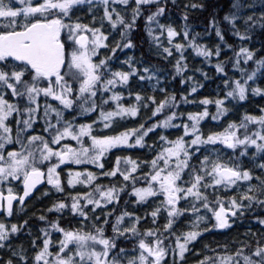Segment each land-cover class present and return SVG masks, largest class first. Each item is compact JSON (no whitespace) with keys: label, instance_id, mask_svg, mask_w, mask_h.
Wrapping results in <instances>:
<instances>
[{"label":"snow or ice","instance_id":"obj_1","mask_svg":"<svg viewBox=\"0 0 264 264\" xmlns=\"http://www.w3.org/2000/svg\"><path fill=\"white\" fill-rule=\"evenodd\" d=\"M204 7L199 0H0V264H169V255L170 264H184L202 233L228 229L248 212L258 231L248 229L235 250L205 244L195 264H264V215L256 213L264 210V107L227 118L249 91L264 94L256 84L264 56L256 58L244 43L234 48L221 27L226 22L232 35L251 39L257 27L264 30V0H231L222 21L213 12L203 33L190 31V10ZM141 20L154 54L171 63L181 84L190 82L179 99L160 86L167 77L156 64L120 59L135 47ZM213 30L214 45L199 42ZM222 46L232 57L220 59ZM189 48L214 64L222 88L184 112L181 103L195 104L189 94L203 87L185 73ZM194 71L208 76L203 67ZM133 78L147 81L152 94L134 89ZM141 108L150 110L147 125L124 126ZM207 117L220 125L205 131ZM137 147L147 148L149 158L123 154ZM52 191L64 198L38 214L45 222L39 235L27 220L8 219L26 207V198ZM122 193L150 210L117 214ZM53 210L70 211L68 225L59 216L49 221ZM21 231L27 244L15 243Z\"/></svg>","mask_w":264,"mask_h":264},{"label":"trees","instance_id":"obj_2","mask_svg":"<svg viewBox=\"0 0 264 264\" xmlns=\"http://www.w3.org/2000/svg\"><path fill=\"white\" fill-rule=\"evenodd\" d=\"M178 2L183 4L184 2H186V0H178ZM199 2L204 4L205 7L203 9L198 8L196 10H190L189 19L187 23L191 25L190 31L203 33L205 30V26L207 25L208 20L210 16L213 14V12H215L217 18L221 19L222 21L224 12L228 9V5L231 3V0H199ZM258 10L259 9H257V11ZM179 15L180 13L176 9L172 10V17H173L174 22L177 25L182 23V21L179 19ZM221 27L225 29V39L227 40L229 44H232L234 48H238L241 45V43H244L249 48L256 49V58H259V56H264V30L257 27L251 39L241 41L238 37H235L234 35H232L230 29L227 27L226 22L222 21ZM116 35L118 36V34ZM112 38L114 39L115 36ZM133 39H134L135 47L132 49H128V51L132 54L133 57H137V61H144L145 63L156 64L162 70V74H164L167 77L165 79L163 87L166 88L168 91L176 92L177 99H179L180 98L179 93L186 92L190 82L185 81L184 84H181L180 79L182 77L180 75H175V76L172 75L173 68L171 67V63L169 61H165L163 57H159L157 55L152 54L151 41L148 39L146 32L143 30L142 20L139 22V27L133 32ZM217 40L218 38L215 36L214 30L211 31L208 35H203L202 37L199 38V42L207 43L209 46L214 45L217 42ZM185 54L187 57L189 54H192V53L186 51ZM192 56L193 58L187 59L189 63V68L185 70V73L187 75H188V71L191 70L193 66L198 67L200 65V67H203L204 69H209L211 71L209 78L211 77L212 80H216V79H219V77H221V74L215 71L214 64L202 63L203 61L202 57L194 55V54ZM225 56L232 57V50L228 48H224L222 46V55L220 59H224ZM215 59L216 58L213 57V60ZM241 63L243 64L242 61ZM140 66L141 65L138 64V67ZM253 66H254V61H250L248 65L249 69ZM227 67L230 73H235V74L237 73V70L231 69L230 64L227 65ZM236 75H239V73H237ZM204 80L206 83H208L209 81L212 82L211 79L208 80V76L206 79L204 78ZM249 95L250 94H248V96ZM157 96L159 98L160 94L158 93ZM191 96L192 94H189V97H188L189 100H191ZM248 98L246 99L247 102H248ZM252 101L253 103H256L254 99H252ZM240 102L241 101H236V102H233V104L237 108ZM257 105L258 104H256L255 107ZM179 107L181 111L187 112L189 108H191V105L181 103ZM234 114H235V111L232 110L228 114L227 118L234 119V117H236ZM224 119H225L224 117H221V120H224ZM208 120H209V117L206 118V121ZM217 122L220 124V121H216V123ZM147 123L148 122H146L145 124L147 125ZM125 126L129 127L128 125H125ZM151 138H152V134L149 137H146V139H148L149 142H151ZM147 153H148L147 148H143V149L139 148L138 150H133L131 153H123V154H131L133 156H139L141 159H145V158H149ZM103 181L104 179L102 180V182ZM76 190H86V189H84L83 187L77 186ZM40 191L42 192L43 189ZM62 198H64V195L62 193L55 192V191L49 192L47 196H41L39 195V193H37L31 199V201H29L26 204V207H24L23 209H17L18 213L16 212L17 214L16 213L13 214L11 221L19 223L21 221L27 220V227L30 228L32 231V234L35 235L37 234V232H39L38 231L39 228L42 227L45 223L44 221L39 220L38 214H45L44 210L53 201L57 199H62ZM130 198L131 197L126 196L125 194L122 193V199L120 201V205L116 209L117 214L119 213L120 210L124 208L129 209L128 204H129ZM125 200H127L128 202L125 203ZM34 213H37V215H34ZM256 213H259L260 215H264V210L260 208H256ZM46 215L49 221L52 219H56L57 216H59L60 222L63 225H68L69 221L72 219L73 214H71L70 211L58 213L55 210H53L51 212H47ZM253 215L254 213L252 212L251 215L244 216L237 224H235L231 228V230L209 232L208 233L209 236L207 237V239L203 240L201 243V247L199 248L201 252L196 251L198 248H195L194 250H190L189 253L186 255L185 263H187V261L193 260L194 258L200 259L202 252L205 251L204 250L205 244L209 246V249H215L218 244L223 245L225 243H228L232 246V249L235 250V240H239L241 237H243L244 233L248 229H252L253 231H258L259 226L256 225V221L252 220ZM109 229L110 227L108 228V231L110 232ZM247 238L252 239L251 237H247ZM28 240H29V237L27 233L25 231H21V233L18 234V239L15 241V243H20L23 241L24 243L27 244ZM131 245H132L131 242H124V246L128 248L131 247ZM208 254L211 255V252L209 251ZM165 260L169 261V264H170L171 255L165 257ZM192 264H195V262L194 263L192 262Z\"/></svg>","mask_w":264,"mask_h":264},{"label":"rangeland","instance_id":"obj_3","mask_svg":"<svg viewBox=\"0 0 264 264\" xmlns=\"http://www.w3.org/2000/svg\"><path fill=\"white\" fill-rule=\"evenodd\" d=\"M151 48H152V51L151 52H152V54H154L155 53V49H154V46H152V44H151ZM186 51L192 53V54H189L186 58L187 59L193 58L192 55L194 53L191 51V49L189 48ZM119 55H120V59L121 60L124 58L125 55H131L132 56V54L128 51V49H125L122 53H119ZM134 58L137 61V57H134ZM198 67H200V65ZM195 68H196V66H193L192 69L188 71V75L189 76H193V78L196 79V80H198L203 85V87H198L196 93H191L192 94L191 100H195L196 103L195 104H190L191 105V108H189L188 111H196V110H198L199 98L201 96L215 97L218 93H220V90L222 88V81H221L220 77H219V79L212 80L211 77L209 78V76L211 74V71L209 69H204L208 73V80H210V79L212 80V82L209 81L208 83H206L205 80H204V78H203V74L200 73V72H195L194 71ZM237 73H238V71H237ZM164 82H165V80L161 81V84H160L161 87H163ZM130 83H131V85H132V87L134 89H139L141 91L147 92L148 94H152L151 86L147 83V81H145V82H138L135 78H133L130 81ZM256 84H259L260 86H264V76H260L256 80ZM156 94H158V92ZM248 94H250L249 96H247V98L249 97L248 98V102L247 101H241L238 104L239 106L237 108L235 106L232 107V110L235 111V114L234 115L236 116V117H234V119H239L240 115L244 111H249V112H253V113L258 114V112H259L258 106H261L262 105V107H264V94L255 95V94H252L250 91H249ZM252 99H254L256 103H253ZM128 102L129 101H128L127 97H125V103H128ZM256 104H258V105L255 107ZM209 111L210 112L215 111V106L214 105H210L209 106ZM146 115L149 116V117L151 116L150 110H145L144 108H141L140 109V115H139L138 118H128L127 120L123 121V124H124V126L125 125H128L129 127H133V126H135V124L140 123L142 120L144 121V123H146V122H148L147 120L144 119V117ZM201 124H202L203 128L205 129V131H207V129H209V128L215 129L218 125H220L218 122L216 123V121H212L210 117H209V120L207 121V123H205L204 121H202ZM150 135L151 134H149V136ZM138 149H139V147L135 148L134 150H138ZM98 179L103 180V178H98ZM103 182L108 183V180H104ZM80 187H83V186H80ZM133 199H134V197H131L129 199V204H128L129 205V209H127V210H129V211H136L139 215L144 216L145 210L146 209H149L150 210V207L152 205L151 204H146V205L138 206V205H135V204L131 203V201ZM140 207H141V209H140ZM17 209H19V208H17ZM17 209L14 210V213L17 212ZM201 211H203V210H201ZM65 212H69V211L66 210ZM251 213L252 212H248L244 216L251 215ZM97 214L99 215V213H97ZM242 218L238 217L237 219H235V223L233 225H231L228 229H216V230L209 229V231L207 233H202L201 236L198 237L196 241H193L191 243L190 249L191 250H194L195 248H198L199 249L201 247L202 241L205 240V239H207V237L209 236V234H208L209 232L224 231V230L228 231V230H231V228L235 224H237ZM8 219L9 220H12V217H10ZM144 221H142V226L143 227L150 226V220H149L148 217L145 216L144 217ZM12 222H14V221H12ZM162 222H163V217H161L159 223H162ZM109 230L111 231V229H109ZM35 235H39V232H37V234H35ZM125 242H130V241H125ZM131 247H132V245H131ZM131 247H129V249ZM188 253L185 254V258H186V255ZM196 260H198V258H194L193 260L187 261V263H185V259H184V264H192V262L194 263Z\"/></svg>","mask_w":264,"mask_h":264},{"label":"bare ground","instance_id":"obj_4","mask_svg":"<svg viewBox=\"0 0 264 264\" xmlns=\"http://www.w3.org/2000/svg\"><path fill=\"white\" fill-rule=\"evenodd\" d=\"M40 190H42V189H40ZM33 197H34V196H33ZM33 197H32V198H33ZM32 198H31V199H32ZM31 199H28V198H27L26 201H25V204H27L29 201H31ZM140 209H141V207H140ZM0 216H2V213L0 214Z\"/></svg>","mask_w":264,"mask_h":264},{"label":"water","instance_id":"obj_5","mask_svg":"<svg viewBox=\"0 0 264 264\" xmlns=\"http://www.w3.org/2000/svg\"><path fill=\"white\" fill-rule=\"evenodd\" d=\"M27 199V198H26ZM1 214V213H0Z\"/></svg>","mask_w":264,"mask_h":264}]
</instances>
